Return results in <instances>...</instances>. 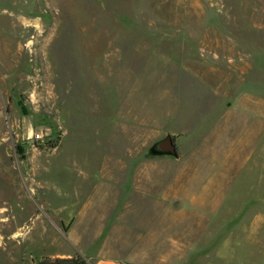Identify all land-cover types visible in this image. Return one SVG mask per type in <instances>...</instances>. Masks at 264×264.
<instances>
[{
  "label": "rangeland",
  "instance_id": "1",
  "mask_svg": "<svg viewBox=\"0 0 264 264\" xmlns=\"http://www.w3.org/2000/svg\"><path fill=\"white\" fill-rule=\"evenodd\" d=\"M110 103L128 113L111 156L170 134L183 189L220 192L199 264H264V0H0V264L55 254L71 215L50 208L117 172Z\"/></svg>",
  "mask_w": 264,
  "mask_h": 264
},
{
  "label": "crops",
  "instance_id": "2",
  "mask_svg": "<svg viewBox=\"0 0 264 264\" xmlns=\"http://www.w3.org/2000/svg\"><path fill=\"white\" fill-rule=\"evenodd\" d=\"M105 98L113 100L110 93ZM125 100L119 103L126 106ZM119 103L109 104L113 112L106 118L108 138H115V143L108 147L127 140L128 113L115 110ZM136 112L132 110L130 117L137 118ZM153 114L155 122L149 119ZM142 115L143 111L139 112ZM147 118L150 121L142 123L143 127L148 133L157 132V111ZM139 123L132 122L136 127ZM137 141L134 155L115 153L113 157L111 147L107 148L108 158H119L115 163L117 172L103 170L105 173L98 178L100 189L75 193L71 200L60 199V205L50 208L56 214L71 217L68 223H54V243L50 245L57 249L49 257L79 255L87 264H199L200 257L207 256L208 246H215L213 255L217 257V247L220 249L223 243L222 223L218 222L222 211L220 192L212 196L205 190L185 191L184 162L193 160L152 157L148 150L157 138ZM211 197L214 201L208 205ZM38 209L39 213H46V207Z\"/></svg>",
  "mask_w": 264,
  "mask_h": 264
},
{
  "label": "water",
  "instance_id": "3",
  "mask_svg": "<svg viewBox=\"0 0 264 264\" xmlns=\"http://www.w3.org/2000/svg\"><path fill=\"white\" fill-rule=\"evenodd\" d=\"M148 154L152 157H169L178 159L176 143L172 135L167 134L155 141L149 148Z\"/></svg>",
  "mask_w": 264,
  "mask_h": 264
},
{
  "label": "trees",
  "instance_id": "4",
  "mask_svg": "<svg viewBox=\"0 0 264 264\" xmlns=\"http://www.w3.org/2000/svg\"><path fill=\"white\" fill-rule=\"evenodd\" d=\"M57 146V142L49 145V148L54 149ZM22 152V149H19ZM34 264H87V261L79 255H75L70 258H52V257H42L40 260L36 261Z\"/></svg>",
  "mask_w": 264,
  "mask_h": 264
}]
</instances>
